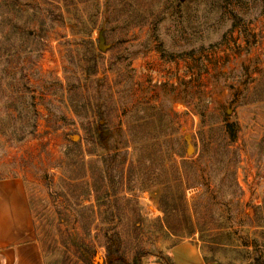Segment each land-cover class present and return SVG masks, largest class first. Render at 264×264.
<instances>
[{
  "label": "rangeland",
  "instance_id": "rangeland-1",
  "mask_svg": "<svg viewBox=\"0 0 264 264\" xmlns=\"http://www.w3.org/2000/svg\"><path fill=\"white\" fill-rule=\"evenodd\" d=\"M60 1L63 17L56 0H0V205L11 189L25 209L9 264H62L74 230L97 264L107 237L115 264L169 261L182 239L211 262L264 264V0ZM83 159L101 204L72 229L95 202ZM45 173L69 197L34 202L53 219L34 229Z\"/></svg>",
  "mask_w": 264,
  "mask_h": 264
},
{
  "label": "trees",
  "instance_id": "trees-1",
  "mask_svg": "<svg viewBox=\"0 0 264 264\" xmlns=\"http://www.w3.org/2000/svg\"><path fill=\"white\" fill-rule=\"evenodd\" d=\"M57 4L54 5V13L55 15H60V16H64V11H63V7L62 5L60 4L61 1L60 0H56ZM79 2H83V0H74L73 3L74 4H77ZM64 26V25H63ZM48 27L51 28V27H55V23H49L48 24ZM92 42V41H91ZM91 74H95L93 72H91ZM60 86H61V89H62V86H63V90L65 89V85L63 84V82L60 81ZM105 125H102V124H98V127L100 128H103ZM25 139V137H18L17 140L19 141H23ZM78 143L80 142H77V143H74V145H78ZM90 154H93V153H90ZM67 155V156H66ZM65 156L67 157V159L69 158L68 156V152L66 151L65 152ZM69 161H70V158H69ZM80 162H83L82 164H84V171H82V174H81V178L79 180H81V184L82 185H85V191L83 193V196H84V199H87V196L89 194H92L93 196H95V202H92L88 205H85L84 208L89 210V214L87 215V217L85 218H80L78 217V215H76L73 219L70 218L71 220V223L73 226L72 229H79V227L81 226V229H90V226L91 225H97L96 223V220H97V214H98V211L97 209H99V206H100V201L97 197V192L99 190V186H98V182L96 180V178L94 177L95 175V169L93 167V163L97 162V159L96 160H91L90 161V169L88 167H86L85 165V162H84V159ZM65 165L67 163H64ZM89 169V170H88ZM91 171V172H90ZM88 176L91 177L90 178H87ZM54 176L51 175L50 173H45L44 176H43V190L39 192V195H31V204H32V212H33V225H34V229H48V226L49 224H52L53 223V219L51 217V215H49L48 213H39L37 211V206L35 205L34 202H41L44 203L43 204V207L44 208H47L49 207L48 206V198L50 196H52V198L54 199H57V198H67L69 196L67 191H55V190H50V188L52 189V187L55 185L53 182H54ZM74 182H71L69 183V185L71 186H75L77 185V181L78 179H75L73 180ZM80 182V181H79ZM80 185V183H79ZM48 189V191H47ZM110 190V189H109ZM49 192V193H48ZM115 200L113 201H110V202H107V205L109 208H113L114 205L117 203V200L118 198L115 196L114 197ZM127 201H130V199H126ZM97 207V209H96ZM112 216H113V213H112ZM111 220H114V217L110 218L108 222H110ZM66 221V219L64 217H60V221L61 223H64ZM113 222V221H111ZM115 225V224H114ZM113 225L110 226V228L108 229H111ZM113 229V228H112ZM45 230L43 231V236L41 238H44L42 239V242L43 244H46L50 241H52V239H54L53 241L56 242L55 238H52L48 235L47 233L45 234L44 233ZM67 237H69V239L71 238V242H70V245L73 247L71 250H66L64 251L62 257H61V262L62 264H97V261H92V259H96L97 258V249L93 248L92 247V244L89 240H88V237L90 235V232L88 233H84V236L80 235L77 231H68L66 233ZM46 238H49V240L47 241ZM61 243L64 245L65 248L66 247V244H67V241H64V239H60ZM106 249H107V257H108V261H107V264H115L114 263V259H113V250H112V247L110 246V243H109V240H108V237H107V244H106ZM147 251L145 252H141L139 254H137L131 264H143L142 262V258L143 256L147 255L148 253H146ZM92 258V259H91ZM75 261V262H73ZM125 264H130V262H126ZM166 264H171L170 261H166Z\"/></svg>",
  "mask_w": 264,
  "mask_h": 264
},
{
  "label": "crops",
  "instance_id": "crops-1",
  "mask_svg": "<svg viewBox=\"0 0 264 264\" xmlns=\"http://www.w3.org/2000/svg\"><path fill=\"white\" fill-rule=\"evenodd\" d=\"M24 230L22 232L24 233ZM16 229H9L7 231H0V248L2 249L3 244H8L5 249V264H9L11 260L14 261L13 256L18 255L21 257L22 254L19 253L20 247L12 246L11 242L14 240L12 235L15 234ZM11 245V246H9ZM164 254L169 257L171 264H220L218 261H209L206 255L201 251L200 246L189 241L188 239H182L168 249L165 250ZM4 259V258H3ZM144 264H166L163 260H149Z\"/></svg>",
  "mask_w": 264,
  "mask_h": 264
},
{
  "label": "bare ground",
  "instance_id": "bare-ground-1",
  "mask_svg": "<svg viewBox=\"0 0 264 264\" xmlns=\"http://www.w3.org/2000/svg\"><path fill=\"white\" fill-rule=\"evenodd\" d=\"M15 190H5L3 201L0 205V231L20 228L25 220L24 207L18 200Z\"/></svg>",
  "mask_w": 264,
  "mask_h": 264
},
{
  "label": "water",
  "instance_id": "water-1",
  "mask_svg": "<svg viewBox=\"0 0 264 264\" xmlns=\"http://www.w3.org/2000/svg\"><path fill=\"white\" fill-rule=\"evenodd\" d=\"M192 149H193V147L190 145L188 152L191 153Z\"/></svg>",
  "mask_w": 264,
  "mask_h": 264
}]
</instances>
